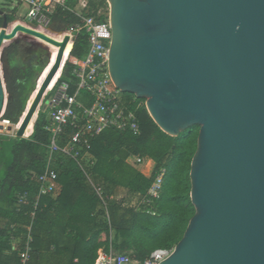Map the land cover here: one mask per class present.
I'll return each mask as SVG.
<instances>
[{
	"label": "water",
	"instance_id": "1",
	"mask_svg": "<svg viewBox=\"0 0 264 264\" xmlns=\"http://www.w3.org/2000/svg\"><path fill=\"white\" fill-rule=\"evenodd\" d=\"M107 1L115 84L145 98L150 115L172 136L200 126L191 168L196 213L160 264H264V0ZM18 30L59 47L21 117L17 137L24 138L48 107L44 97L65 65L70 37ZM11 36L5 17L0 116L8 103L2 53Z\"/></svg>",
	"mask_w": 264,
	"mask_h": 264
},
{
	"label": "trees",
	"instance_id": "2",
	"mask_svg": "<svg viewBox=\"0 0 264 264\" xmlns=\"http://www.w3.org/2000/svg\"><path fill=\"white\" fill-rule=\"evenodd\" d=\"M87 1V8L81 10L83 14L106 18L107 0ZM77 2L68 0V6ZM17 11L18 8H12L0 12V28L6 17L12 33L2 53V64L8 92L4 117L13 124L19 123L26 111L50 56L41 47L32 52L29 62H23L21 56L26 48L35 46L39 38L14 30L19 25L40 31L43 27L19 20ZM81 22L74 12L58 8L48 28L56 25L66 36L69 26ZM88 43L87 33L76 36L60 80H72V71L87 53ZM49 45L53 51L55 45ZM52 95L49 92L47 97ZM134 110L141 125L139 135L109 129L91 143L94 162L89 163V172L112 196L109 220L84 171L74 159L63 154L58 155L56 162L55 193L38 198L39 176L45 171L51 142V133L46 129L50 123L48 109L41 107L33 133L29 137H15L13 160L0 180V264H21L20 252L30 225L33 251L28 264H95L98 251H109L111 246L117 254H129L143 261L156 248L178 244L196 213L191 199V168L200 126H190L172 136L150 115L145 98H137ZM72 132L71 127H66L59 136V144L64 145ZM133 156L140 157L141 162L130 158ZM148 160H152V169L147 174L144 168ZM162 169L165 175L161 197L151 206L132 205L133 199L146 195ZM25 193L29 202L19 205V197Z\"/></svg>",
	"mask_w": 264,
	"mask_h": 264
},
{
	"label": "built area",
	"instance_id": "3",
	"mask_svg": "<svg viewBox=\"0 0 264 264\" xmlns=\"http://www.w3.org/2000/svg\"><path fill=\"white\" fill-rule=\"evenodd\" d=\"M19 1L27 7L25 20L43 28L51 25L52 15L58 8L74 12L82 19V22L69 26L66 34L70 37L73 46L76 36L81 32L87 33L89 42L87 53L72 71V80L59 78L56 85L48 89L44 97L45 100L49 92H53L47 107L50 123L46 126L51 133L50 153L45 171L39 176L38 198L55 193L58 178L56 162L58 155L63 154L74 159L84 171L110 220L108 206L112 196L106 193L103 185L97 182L89 172V163L94 162V157L90 153L92 140L109 129L129 131L136 135L141 133V125L134 110L138 97L134 94L128 96L127 92L120 89L115 84L110 71V46L113 34L110 8L106 18L102 19L98 17L99 14L82 13L81 10L88 6L87 0H78L73 7L68 6V0ZM72 88H74L73 92H71ZM13 126V123L4 115L0 116V131L6 129L11 132ZM68 126L73 130L71 138L61 145L59 136ZM133 158L141 162L140 157L133 156ZM150 161H147L145 166L152 165ZM164 175L165 169H162L146 195L133 199L132 205L138 208L143 205H153L155 200L161 197ZM28 202V194H21L18 204ZM34 207L37 209L38 202H35ZM32 243V225H30L24 247L20 252L21 264H28L33 251ZM175 247L156 248L141 261L129 254H117L111 246L109 251L104 249L98 251L95 264H160L173 254Z\"/></svg>",
	"mask_w": 264,
	"mask_h": 264
},
{
	"label": "rangeland",
	"instance_id": "4",
	"mask_svg": "<svg viewBox=\"0 0 264 264\" xmlns=\"http://www.w3.org/2000/svg\"><path fill=\"white\" fill-rule=\"evenodd\" d=\"M12 8H18V10L22 13L26 11V6L25 5L22 6L19 0H0V12L5 13L6 11H10V9ZM16 15L19 18V20L23 21L24 23L34 25L24 20V18L20 16L18 12L16 13ZM42 30L43 32H45L47 35L51 37L61 38L63 34V32L60 31L59 27H57L56 25L51 26L50 28H42ZM35 41H36L34 43L35 46L27 47L25 50V53L21 56V59L23 60V62L25 63L29 62L30 58H32L31 56L32 52L35 51L36 49H41V47H43L47 51V54L48 53L49 55L51 54L52 47L49 45L50 44L49 42L41 41L40 39H36ZM50 99L51 97H46V99L44 100V104L48 105ZM13 125L14 126L11 132H8V130L6 129H2V131H0V180L5 176L7 167L13 160L12 145H13V142L16 140L15 137H17L16 126L18 125V123L13 124ZM151 169H152L151 165L147 166V168L145 167L146 173H150Z\"/></svg>",
	"mask_w": 264,
	"mask_h": 264
},
{
	"label": "bare ground",
	"instance_id": "5",
	"mask_svg": "<svg viewBox=\"0 0 264 264\" xmlns=\"http://www.w3.org/2000/svg\"><path fill=\"white\" fill-rule=\"evenodd\" d=\"M72 47H73V44L72 42H69L67 47H66V50H65V57H64V61L66 62V60L68 59L69 55H70V52L72 50ZM58 50H59V47L55 45L53 51H52V63L50 65H48L46 67V69L44 70L43 72V75L40 79V85L43 81V79L46 77L47 73L50 71L54 61L56 60V57L58 55ZM63 68H64V65L62 66V68L59 70V72L57 73V75L55 76L54 80L52 81L51 85L49 86L48 89L54 87L57 83V81L59 80V78L61 77V74H62V71H63ZM36 91L37 89L35 90V92L33 93L31 99L29 100V106L31 105L32 103V100L34 99L35 95H36ZM26 112V111H25ZM33 123H34V120L31 122L30 126L28 127L27 131H26V135H30V133L33 131L34 129V126H33ZM20 125V123L18 124ZM17 127V126H16Z\"/></svg>",
	"mask_w": 264,
	"mask_h": 264
},
{
	"label": "crops",
	"instance_id": "6",
	"mask_svg": "<svg viewBox=\"0 0 264 264\" xmlns=\"http://www.w3.org/2000/svg\"><path fill=\"white\" fill-rule=\"evenodd\" d=\"M20 4H21V2H20ZM22 6H24V4H21ZM26 11H27V7H26ZM26 11L25 12H20L19 10L17 11L18 12V14H20V16H22L23 18H24V20H25V15H26ZM34 130V129H33ZM131 159L133 158V157H130ZM148 161H150V160H148ZM151 163H152V160L150 161ZM146 168H147V166H145ZM144 170H145V168H144ZM145 173H146V170L144 171ZM148 174V173H147ZM0 222H2L1 220H0ZM105 237V236H104Z\"/></svg>",
	"mask_w": 264,
	"mask_h": 264
}]
</instances>
